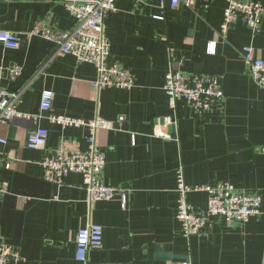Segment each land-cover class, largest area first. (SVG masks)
<instances>
[{
	"label": "crops",
	"instance_id": "obj_1",
	"mask_svg": "<svg viewBox=\"0 0 264 264\" xmlns=\"http://www.w3.org/2000/svg\"><path fill=\"white\" fill-rule=\"evenodd\" d=\"M63 1L0 2V31L21 39L17 50L0 44V89L22 92L20 111L40 114L0 130L8 140L0 145V183L8 185L0 200V254L14 252L20 264H182L184 257L192 264H264V89L243 56L252 46L264 60V15L257 33L242 18L223 33L226 0H193V7L176 9L170 0L165 7L161 0H119L104 30L111 61L134 73L135 87L98 90L94 65L70 55L50 60L55 45L30 37L39 23L59 31L76 25ZM173 64L218 77L224 100L201 116L184 99L173 110L164 89ZM13 66L23 69L15 80L7 71ZM45 90L55 94L49 112L40 108ZM51 114L116 121L114 129L98 132L97 143L106 152L104 182L127 193L126 209L119 194L89 203L79 174L68 175L62 187L45 180L41 162L63 138L69 151L89 148L86 128H63L48 119ZM39 128L48 130V143L32 150L28 138ZM6 156L13 159L11 169ZM179 170L191 187L227 181L260 195L262 213L233 228L212 220L203 234L185 237L177 219ZM208 201L205 190L188 195L201 213ZM89 224L103 226V246L81 263L77 234ZM158 246L175 258L157 259Z\"/></svg>",
	"mask_w": 264,
	"mask_h": 264
},
{
	"label": "built area",
	"instance_id": "obj_2",
	"mask_svg": "<svg viewBox=\"0 0 264 264\" xmlns=\"http://www.w3.org/2000/svg\"><path fill=\"white\" fill-rule=\"evenodd\" d=\"M8 1L10 0H0V2ZM118 1L64 0V7L74 17L76 25L69 31H59L39 23L30 37L39 36L55 45L50 60L58 56L70 55L79 63L94 65L98 78L93 86L98 90L105 88L132 90L135 87V75L120 62L111 61L110 45L104 30L105 20L110 13L117 11ZM226 2L224 22L221 26L223 33L228 32L231 25L240 18L253 32L260 31L264 6L259 1L226 0ZM161 4L165 7L167 0H161ZM193 4V0H170L173 9L180 6L191 8ZM0 44L7 50H17L20 48L21 39L16 33L1 30ZM243 56L256 84L264 89V60L256 56L252 46L245 48ZM7 71L10 78L15 80L21 76L23 69L20 66H13ZM164 89L173 110L176 109L177 102L184 99L199 116L212 110L225 98L218 77L186 73L174 64L168 71ZM22 94V92L12 93L6 89H0V130L17 118L37 120L40 117V114L30 115L20 111ZM54 97L53 91L42 92L41 112H49L52 109ZM48 119L63 128H86L89 131L87 137L89 148L87 151H69L68 140L63 138L58 148L51 154L45 155L41 162L45 170V180L62 187L68 175L79 174L83 178V187L89 203L110 202L119 194L122 207L126 209L127 193L104 182L106 152L97 143L98 132L114 129L116 121L100 118L85 120L54 114H51ZM123 120V118L119 119V121ZM166 135L161 132L157 134L164 137ZM48 136L49 132L45 128L35 130L29 135L28 147L32 150H44L48 143ZM7 144L8 140L0 133V145L7 146ZM4 163L6 169H11L13 159L6 156ZM199 190H205L209 195L208 209L205 213L198 212L188 202L189 193ZM176 193L178 196L177 219L182 225L183 235L187 238L203 234L207 224L212 220L222 221L228 228H233L235 224H246L262 213L263 199L260 195L237 189L227 181H218L205 188L191 187L186 184L181 170L177 173ZM6 194H8V185L0 183V200ZM103 241V226L89 224L80 229L77 234V260L85 263L89 251L100 249ZM20 260L14 252L4 250L0 254V264H20ZM182 264H192V262L189 260Z\"/></svg>",
	"mask_w": 264,
	"mask_h": 264
},
{
	"label": "water",
	"instance_id": "obj_3",
	"mask_svg": "<svg viewBox=\"0 0 264 264\" xmlns=\"http://www.w3.org/2000/svg\"><path fill=\"white\" fill-rule=\"evenodd\" d=\"M164 122H165L164 120L161 121V123H164ZM171 129L174 130V127L172 126ZM156 257H157V259H160V260H163V261H170V260H172V258H175V256H173L172 254L166 252L164 247H161V246H158V248H157ZM182 259H184L186 261L190 260V258H188V257H184Z\"/></svg>",
	"mask_w": 264,
	"mask_h": 264
}]
</instances>
